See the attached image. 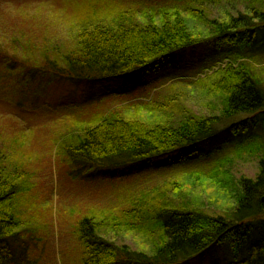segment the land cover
I'll return each mask as SVG.
<instances>
[{
  "label": "trees",
  "instance_id": "trees-1",
  "mask_svg": "<svg viewBox=\"0 0 264 264\" xmlns=\"http://www.w3.org/2000/svg\"><path fill=\"white\" fill-rule=\"evenodd\" d=\"M251 2L246 14L218 24L212 20L209 24L213 32L208 36L191 35L178 12H161L162 17L173 18L166 25L149 22L136 27L125 23L133 19L132 13L108 7L96 24L75 28L72 46L64 50L53 48L57 52L47 50L40 58L33 54L28 60H18L16 53L10 56L9 50L2 47L0 63L8 76L19 82L9 93H3L4 103H12L11 95L16 98L20 94L21 101L15 99V108L34 109L36 102L30 101L32 106L24 103V98L36 93V85L40 91H45L51 81L64 87L72 85L74 92L66 100L90 119L79 120L59 134L63 142L58 155H64L62 163L72 164L79 177L87 174L86 179L97 177L112 183L113 194L119 200L102 209L101 218H110L113 230L118 226V230L137 233L146 243L135 252L110 243L97 236V218L86 216L78 224L81 237L89 246L86 264H183L216 244H227L240 253L239 260L232 264H264V256L258 260L252 249L254 244L250 243L255 233L264 234V84L247 67L264 57V0ZM90 10L94 7L90 6ZM155 16L148 18L154 21ZM192 50L202 51L206 60L223 57L221 60L228 62L212 75L217 78L213 90L227 97L222 114L208 118L192 115L174 125V107L167 109L160 101L123 104L118 106L120 109L101 108L109 98L125 94L98 93V83L140 77L143 81L139 85L146 83L143 86L148 87L150 80L161 84L160 79L176 71L174 67L184 68L180 62ZM241 60L249 63L234 68ZM212 66L216 68L217 64ZM246 70L248 73L242 72ZM157 89L148 87L144 97ZM92 107L98 108L91 112L88 109ZM249 115L254 117L240 118ZM216 138H221V142ZM225 141L235 147L229 156L221 154ZM244 155L257 161L254 179L236 178L235 162ZM164 158L168 162L165 168L179 167L162 184L153 186L155 180L146 174L158 170ZM3 161L0 153V264H19L22 261L15 254L23 235H19L15 207L18 195L27 188L21 181L27 172L18 168L10 171ZM192 162L203 165L184 167ZM206 169L210 170L204 172ZM185 181L190 183L188 188ZM203 182L220 191L213 195L218 202L224 193L228 197L234 191V211L210 210L202 200L197 204L189 192L201 197L196 186ZM183 188L187 189L185 193ZM256 219L262 226L256 224ZM31 237L32 232L24 239ZM14 244H18L16 249ZM260 253L264 255V243Z\"/></svg>",
  "mask_w": 264,
  "mask_h": 264
},
{
  "label": "rangeland",
  "instance_id": "rangeland-1",
  "mask_svg": "<svg viewBox=\"0 0 264 264\" xmlns=\"http://www.w3.org/2000/svg\"><path fill=\"white\" fill-rule=\"evenodd\" d=\"M251 4H253L251 0H0V51L4 48L9 50L7 52L10 56L16 53L18 60H28L33 54L38 56L37 58L44 56L47 50L57 52L53 48L64 50L72 46L75 28H79L82 24L86 26L96 24L98 21L96 19L104 16L108 7H114L124 13H132L133 19L125 23L130 25L134 23L136 27L149 22L166 25L168 21H173L171 20L173 18L166 19L161 14L165 11L172 12L170 15L178 12L191 35L208 36L213 32L209 24L212 20L217 24L228 22L236 15L246 14ZM90 6L94 7V10L89 11ZM147 14L149 16H146ZM150 16H155L154 21L149 20ZM213 59L206 60L200 50L186 52L181 60L184 62H180L184 68L174 67L173 71H176L169 72L170 77L160 79L161 84L156 80L148 82V87L158 88L148 97H144L148 89L143 86L146 83L139 85L143 81L140 77L129 80L111 79L105 83H98L95 88L98 93L114 91L125 94V96L109 98L101 108L120 109L121 107L118 106L123 104L130 106L148 100V102L160 101L165 103L167 109L174 107L175 114L172 118L174 125H178L192 115L198 118L220 115L227 106L226 96L213 90L212 84L217 78L212 75L220 67H225L228 62L220 58H215V61ZM221 61L222 63H219ZM243 63L249 62L238 61L234 68ZM215 64H217L216 68L212 66ZM247 67L254 74L251 75L264 84V57ZM242 72L248 73L247 70ZM0 75V153L4 157L2 163L10 171L18 168L22 172H27L21 180L26 183L27 188L18 195L15 207L20 222L19 235H23L20 237L23 239L21 247L17 248L19 250L15 254L22 261L19 264H86L89 246L81 237L78 224L82 218L93 215L98 222L95 221L99 223L98 237L119 247H127L132 252L140 251L145 243L142 236L126 230H118V226L113 230L112 220L101 218L104 213L101 214L100 211L116 205L119 200V197L116 199L113 194L112 183L102 182L97 177L95 180L86 179L87 174L86 178L79 177L78 171L74 174L72 164L62 163L64 155H58L62 153L59 151V144L63 142V139L58 138L59 134L63 133L65 128L73 127L79 120L88 122L90 119L88 115H81L80 109L71 107V101L66 100V97H70L74 92L72 85L59 86V83L51 81L50 78L51 83L45 91L38 90L36 85V93L32 92L31 96L24 98L27 102L23 101L28 104L36 102L34 106L32 104L34 109L28 107L32 109L28 111L29 109L25 110L23 107L15 108L16 100L20 99L18 96H22L20 94L16 95L17 99L11 95L12 103H4L3 93H9V90L16 88L15 84L19 82L7 75L1 63ZM97 108L92 107L88 110L93 112ZM252 117L254 116L249 115L240 118ZM230 122L231 120L227 125ZM216 139L221 142V138ZM223 146L226 148L221 154L228 156L231 155L230 150L235 148L234 144L229 145L227 141L222 143ZM161 161L163 163L158 170L146 171L149 172L146 175H152V180H155L153 186L162 184L171 172L179 167L165 168L164 164L168 163L167 158ZM197 164L192 162L184 167L197 166ZM202 165L198 164V166ZM209 170L206 169L204 172ZM234 173L236 178L254 179L258 173L257 161L244 155L235 162ZM189 185L190 183L185 181L184 186L188 188ZM186 188H183L184 193L187 191ZM196 188L197 193L198 191L202 193L201 197L191 192L189 194L195 197L197 204L202 200L204 207L210 210L219 213L224 212L223 210L230 213L234 211L236 205L234 191L228 197L224 193L218 202L216 201L218 197L213 196L219 195L220 191L217 188L210 187L206 182ZM255 222L258 226L261 225L259 219ZM31 232L33 237L25 240L24 237L31 235ZM258 233L253 235V242L250 243L254 244L252 249L256 257L258 256L257 259L263 260L264 255L260 252L264 243V234ZM36 237L40 239L37 242L34 241ZM17 245L14 244L13 247L16 249ZM246 249L244 247V250ZM245 256L247 253L244 254ZM239 257L240 253L229 248L227 244L219 246L216 244L183 264H232L233 261L239 260Z\"/></svg>",
  "mask_w": 264,
  "mask_h": 264
}]
</instances>
